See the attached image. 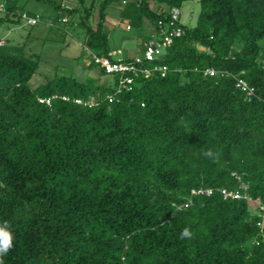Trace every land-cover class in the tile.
Masks as SVG:
<instances>
[{
	"label": "trees",
	"instance_id": "1",
	"mask_svg": "<svg viewBox=\"0 0 264 264\" xmlns=\"http://www.w3.org/2000/svg\"><path fill=\"white\" fill-rule=\"evenodd\" d=\"M187 1L52 2L48 25L81 29L98 71L85 80L41 81L39 55L0 38V227L12 235L0 264H264V0H197L193 24L180 20ZM114 2L142 51L117 58L171 40L137 73L95 61L117 59ZM0 13L41 21L17 0Z\"/></svg>",
	"mask_w": 264,
	"mask_h": 264
},
{
	"label": "rangeland",
	"instance_id": "2",
	"mask_svg": "<svg viewBox=\"0 0 264 264\" xmlns=\"http://www.w3.org/2000/svg\"><path fill=\"white\" fill-rule=\"evenodd\" d=\"M3 1V0H0ZM70 3L71 0H17L21 9L35 12L41 15V21L33 27L27 26L23 19L18 24L3 21L0 23V38H5L15 44L25 43V53H36L40 57L39 71H42L40 80L43 76H52L53 74H73L79 79H87L98 72L96 68L91 70L86 68L90 61L89 54L82 48L81 29L75 22L67 25L68 30L56 25H48V19L56 15V8L53 3ZM90 0H86L89 5ZM72 6V4H68ZM97 5V4H96ZM155 7L154 4H152ZM119 3H111L107 7V20L105 22L108 31V42L112 51L113 58L122 55L139 54L142 51L135 45V30H126V21L119 18ZM198 1H187L180 7V20L183 23L193 24L198 14ZM1 15V13H0ZM97 7L90 17V23H96ZM76 21V17L74 18ZM3 42V39L1 40ZM119 48L120 52L115 49Z\"/></svg>",
	"mask_w": 264,
	"mask_h": 264
},
{
	"label": "built area",
	"instance_id": "3",
	"mask_svg": "<svg viewBox=\"0 0 264 264\" xmlns=\"http://www.w3.org/2000/svg\"><path fill=\"white\" fill-rule=\"evenodd\" d=\"M177 14H178V10L174 8L172 17H176ZM28 21H29V23H34L35 19L29 18ZM179 33L180 32L178 30L175 32V34H177V35ZM170 42H171V40L168 36H165L163 38V41L161 44L155 43L153 40H150L147 43L146 48L144 49L143 53L141 55H136L133 59V62H125V61H122V59H120V58H117L115 61H111L109 58H98V57H95V61L99 62L101 64V66H103L106 69V71H108V72H119V73L124 74L125 72L132 71L133 73H137V71L140 69V67H137V65L141 64L143 59L149 60V61L153 60L154 57L160 53V47L164 46V45H168ZM154 69H158L159 71H161L162 74H164L168 70L167 66H165V65H162L160 67H156ZM142 71L145 74H148L150 69L145 67L142 69ZM208 72L213 73L214 71L210 69V70H208ZM131 80H132V78H130V77H124L122 79L123 82L126 81L128 83H130ZM236 85L240 86L242 89H246L248 93L252 92V89L251 88L248 89L246 83L240 79L238 80ZM63 98H66V97L63 96ZM40 101H43V100L41 99ZM44 101H46L48 103L49 98L44 99ZM75 101L78 103L81 102L80 99H75ZM206 192L208 193L209 190H206ZM222 192H223L225 197H227L228 195H231L233 197H239L238 193H232V192L230 193L224 189H222Z\"/></svg>",
	"mask_w": 264,
	"mask_h": 264
},
{
	"label": "clouds",
	"instance_id": "4",
	"mask_svg": "<svg viewBox=\"0 0 264 264\" xmlns=\"http://www.w3.org/2000/svg\"><path fill=\"white\" fill-rule=\"evenodd\" d=\"M211 155V153H208ZM188 230L185 229L182 236H188ZM12 247V235L6 227H0V255L6 254Z\"/></svg>",
	"mask_w": 264,
	"mask_h": 264
}]
</instances>
